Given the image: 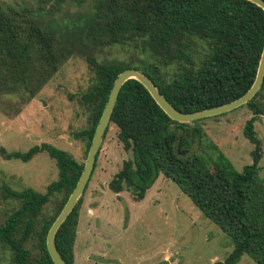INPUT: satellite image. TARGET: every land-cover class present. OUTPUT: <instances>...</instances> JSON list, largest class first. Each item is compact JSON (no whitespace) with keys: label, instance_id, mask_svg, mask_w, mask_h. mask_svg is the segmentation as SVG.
I'll return each mask as SVG.
<instances>
[{"label":"trees","instance_id":"obj_1","mask_svg":"<svg viewBox=\"0 0 264 264\" xmlns=\"http://www.w3.org/2000/svg\"><path fill=\"white\" fill-rule=\"evenodd\" d=\"M97 11L90 26L92 39L130 45L139 59L101 63L90 57L96 77L83 99L94 108L92 125L76 134L87 139V152L112 86L125 69L145 73L184 112L238 99L256 79L264 49V9L251 0H102ZM57 44L55 32L42 27L24 9H0V76L10 89L26 83L35 66L44 68L43 82L50 79L63 61ZM172 66L174 71L170 72ZM262 96L264 81L256 95L242 105L253 113L243 132L255 148L252 163L238 170L222 151L207 158L193 149L203 138L199 123L203 118L174 120L143 83L135 78L127 80L110 122L118 126L119 139L133 156L124 161L110 187L115 192L130 190L140 201L163 174L232 239L233 250L214 264H237L246 253L264 264V177L259 173L264 146L255 130L256 120L264 114ZM42 151L55 159L58 178L45 192L4 185L5 198L15 199L19 205L0 224V261L2 253L9 252L11 264H55L47 249V234L85 163L49 142L28 151L0 147L6 158L23 161ZM61 195L60 205L51 213L49 204ZM81 204L82 196L56 235V245L68 264H75ZM33 244L38 246L37 252L32 251Z\"/></svg>","mask_w":264,"mask_h":264},{"label":"rangeland","instance_id":"obj_2","mask_svg":"<svg viewBox=\"0 0 264 264\" xmlns=\"http://www.w3.org/2000/svg\"><path fill=\"white\" fill-rule=\"evenodd\" d=\"M102 0H0V9H24L42 27L57 36V51L63 61L55 74L43 82L44 68L35 66L19 89L6 86L0 76V147L28 151L49 142L70 152L79 162L88 158L87 139L77 137L91 127L94 108L83 96L96 74L90 57L98 62L123 63L139 58L130 45L94 41L90 26ZM174 67H170V72ZM264 103V97H261ZM253 116L247 106L203 118V138L193 149L203 156L224 152L238 170L252 163L255 145L243 129ZM264 146V114L255 122ZM94 169L82 194L75 243V264H214L224 260L234 244L228 234L208 218L170 178L161 174L144 199L130 190L115 192L114 176L133 153L119 139V129L110 122L97 154ZM214 165V164H213ZM260 176L264 177V148ZM58 178V166L46 151L29 161L6 158L0 153V224L19 202L5 198L4 185L22 190L33 187L45 192ZM63 195L52 199L47 210L54 213ZM32 251L38 246L33 244ZM11 254L2 253L0 264H11ZM237 264H258L244 254Z\"/></svg>","mask_w":264,"mask_h":264},{"label":"water","instance_id":"obj_3","mask_svg":"<svg viewBox=\"0 0 264 264\" xmlns=\"http://www.w3.org/2000/svg\"><path fill=\"white\" fill-rule=\"evenodd\" d=\"M251 1L255 2L256 4H258L264 9V0H251ZM131 78L138 79L141 83H143V85L149 90L151 95L154 97L156 102L164 109V111L172 119L181 121V122H191L194 120L211 117L215 115H220L225 112H229L231 110H234L246 104L249 100H251L256 95V93L261 89L263 81H264V49H263L262 57L260 60V65L258 68L256 79L252 87L243 96L231 102H228V103L216 106V107H212L209 109L196 111V112H184L176 108L161 93L160 89L153 82V80L149 76H147L145 73H143L142 71L136 68H128L118 74L112 86V89L110 91V94H109L107 103L105 105V108L103 110L99 124L96 128L82 175L76 187L74 188L73 192L71 193L70 197L68 198L64 207L62 208L61 212L59 213V215L53 222L47 234V249L55 264H68L63 258L62 254L60 253L56 245L57 231L62 225V223L66 220L70 212L73 210V208L77 204L79 198L82 196L86 188V185L94 169L95 162L97 159V154L100 149L102 140L104 138L108 125L110 124L111 116H112L116 101L118 99V95L124 83Z\"/></svg>","mask_w":264,"mask_h":264}]
</instances>
